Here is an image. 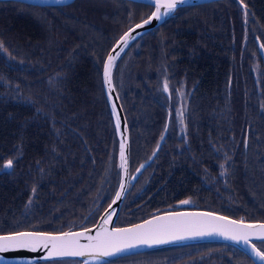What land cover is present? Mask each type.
Listing matches in <instances>:
<instances>
[{
    "label": "trees",
    "instance_id": "obj_1",
    "mask_svg": "<svg viewBox=\"0 0 264 264\" xmlns=\"http://www.w3.org/2000/svg\"><path fill=\"white\" fill-rule=\"evenodd\" d=\"M107 1L114 2V5H107ZM17 9L25 11L26 15L23 14L22 18L32 20L33 16L31 17L29 12L32 11L38 14L40 19H45L58 28L74 16L82 31L73 29L68 30L67 34L61 32L62 35L58 36L60 39L66 37L65 46L55 40V44L45 47L46 37L42 30L33 23L14 16L18 22L16 27L24 34L17 37L21 40L19 42H23L22 48L25 51L31 50L26 39L39 42L44 47L36 49H42L44 55L39 56V52H35L34 57L25 63H21L22 58L9 62L0 49L2 70L10 77L9 86L0 85V93L4 95L0 94V157L5 159L3 162L0 158V234L15 230L38 231L19 228L27 227L30 221L37 219L38 201L43 206L47 205L49 198L43 192V186H62L61 194L64 195L62 206L56 210V206L49 209L44 207L47 210L46 218L34 221L43 223L45 228L49 227V223L58 224L56 213L68 210L66 206L70 202L78 204L73 199L74 195L79 197L80 194L86 193L87 186L95 184L98 178L101 180L95 165L107 172L111 167L117 179V128L115 120L110 116L111 109L103 87V67L111 47L107 36H114L118 29L111 27V21H106L104 14H116L113 20H117L120 18L117 13L119 9L129 10L130 13L132 10H139L142 13L148 6L136 3L135 8L117 0H76L61 6L0 1V16L12 18ZM200 11V27L194 25L197 29L185 30L184 20ZM16 27L12 33L7 32L8 28L0 27L2 43L14 40L9 35L13 34ZM86 30L98 35L94 41L91 39L90 45L83 41L90 40ZM80 41H83V44H80ZM139 42L143 43L138 54L130 55L126 52L116 60L117 65L121 66L127 62V67L123 66L129 69V75L125 81L123 76V88L132 93L131 97L140 103L130 104L126 112L141 108V115L147 118L143 123L131 121V124H128L131 149L134 151L141 145L150 146L147 153L150 151V156L153 155L159 144L158 139L164 131V109L187 105L189 118L186 119V126L177 133L172 131L162 142L159 151L163 150V155L159 166L162 167L165 162L180 165L193 163L192 166H197L202 174L201 179L205 183L200 186L204 187L207 186V180H212L220 173H226L230 186L240 188L237 193L241 197L246 196L243 198L248 206L240 204L246 206L242 208L244 212L240 213L242 217L237 216L235 207L228 203L224 207L220 206L221 208H209L218 209L240 219L264 220V58L261 51L264 45V0H220L184 7L160 27L132 42L129 47L138 49ZM192 47L195 51L188 55ZM66 55L68 59L65 58ZM130 71L135 82H129ZM121 79L122 77L116 76L114 82ZM165 81L168 83L167 92L163 89ZM93 86L95 101L90 102L88 98V105L91 106L87 108L81 99L87 94L81 92L80 87L91 91ZM181 92L184 94L181 95ZM18 94L20 97H17ZM23 94H30L31 102L23 103ZM14 95L20 102L11 100ZM100 101L104 102L106 110L96 105ZM58 102H61V117L59 113L57 116L60 117L59 122H62L63 129L52 127L50 130L49 125L45 124L46 119L49 118L53 125L56 123L54 106ZM74 111L78 114V111L90 113L100 119L102 141L112 134V141L102 155L96 157L95 163L91 160L93 168L84 164L90 162L84 157L90 152V157L93 158L91 145H94L96 138L101 135H92L93 130L89 129L91 124H82L79 125L80 128H75L76 120L72 115ZM38 112L44 113V125L37 124L40 117ZM26 120H32V125L36 126L32 137L27 135L28 132L22 126ZM141 128L146 130L145 134L136 131ZM146 136L149 137L148 141ZM82 144L87 151L81 148ZM46 145L50 147L48 153ZM78 155L83 156L82 167L78 163ZM135 157L141 158L138 153ZM8 160L13 161L11 169L3 168ZM36 161L41 162L42 166ZM155 165V162L149 164V169L142 176L143 180L147 178L150 170L159 172L154 169ZM45 166L49 168L46 169ZM160 173L161 175H155L152 181L156 188L146 186L144 191L147 195L142 197L140 203L153 204L155 192L163 193V186H181L177 192L183 191V194L187 192L186 188L195 186L191 183L193 175L165 176L162 175L163 172ZM218 186L221 193H228L221 181ZM15 187L19 189L18 192H14ZM237 193L232 195L235 197ZM32 196L36 200L35 203ZM51 198L54 202L55 197ZM240 198L235 197V201ZM134 201L131 202V210L123 209L118 218L125 226L142 221L122 216L134 210ZM146 208L148 206L144 207ZM164 208L166 206L162 209ZM91 210L92 207L85 208L86 213ZM63 215L67 218L68 212ZM75 216L77 223L86 218V214ZM190 247H194L195 255L198 251L217 247L223 249L222 252H227L225 256L230 260L229 264H235V258L240 259L239 264H253L247 255L227 243H201ZM169 250L171 249L165 248L160 252Z\"/></svg>",
    "mask_w": 264,
    "mask_h": 264
},
{
    "label": "rangeland",
    "instance_id": "obj_2",
    "mask_svg": "<svg viewBox=\"0 0 264 264\" xmlns=\"http://www.w3.org/2000/svg\"><path fill=\"white\" fill-rule=\"evenodd\" d=\"M117 1L125 2L126 4H128V6L132 5L133 7L136 8V3H134L133 0H117ZM17 2H20L22 4H26V2H24V1L17 0ZM106 3H107V5H108V3L111 6L114 5V2H111V1H107ZM224 3H226V2H224ZM142 4H144L145 6H148V9H146V11H144L142 13L139 10H132V12L130 13L129 10L127 11V10L119 9L117 13L120 14V18L117 20H113L116 17V14H112V15L104 14L106 21H111L110 22L111 27H117V29H118V32L114 36H107V39H108L109 43L111 44V47L114 45L115 42H117V40L120 38V36L125 33V31H127L130 27L134 26L135 24H138L139 22H141L142 19L148 14V12L150 11V5L146 4V3H142ZM182 8H184V7H182ZM124 11H126V12H124ZM29 12L31 13V17L33 16L31 18L32 20L22 18L23 14L26 15L25 11H23L22 9L20 11L17 9V13L14 12L13 17L9 18V19H7V16H5V17L0 16V27H6V28H8L7 32L12 33V31L14 30V27H16V24L18 23L17 18H14V16L21 17L22 20H24L26 22H30V24L33 23L35 25V27H37L39 30L40 29L42 30L44 36L46 37V39L44 41L45 45H46L45 47L55 44V42H54L55 40H59L60 45L65 46L66 44L64 43V39L66 37H63V38L61 37V39H60V37L58 36V34L62 35L61 32H64L67 34L68 30H73V29H78V30L82 31L81 28H79V24L75 21L74 16L72 17V20H69L65 23H62L60 28H58V27H53L51 22H48L45 19H40L38 14H36L32 11H29ZM199 13H201V11L198 12L197 14L195 13L194 15L190 16L189 18H187V20L186 19L184 20V21H186L185 30L193 29V28L197 29V27H200L199 25H200L201 18H200ZM199 18H200V20H199ZM201 23H202V21H201ZM194 25H196L197 27ZM16 30H18L20 34ZM16 30L13 32V34L9 35L14 40L10 43H6V44H5V42L3 43L6 51H4L2 49V52L5 54L7 61L15 62L17 59L22 58V59H20L21 63H25L26 60H29V59L34 57L35 52L36 53L39 52V54L37 53L39 56L44 55L42 49H41V51H38V49H36L38 47L41 48L44 46H42L39 42H32L31 40H28V39H26V42L29 46H31V50L25 51L22 48L23 42H19L21 40L17 39V37H22V35H24L23 31H20V29L17 27H16ZM86 34L89 35L88 37L90 38V40H83V41L87 42L88 45H90L91 39L94 41L98 37V35L94 34L93 31L86 30ZM83 41H80V44H83ZM0 42H2L1 35H0ZM142 43L143 42L138 43L137 47H140L138 49H136L134 47H123V51L120 50L119 55H122L126 52L130 55L131 54H138L141 51ZM80 46H82V45H80ZM85 48H87V46H85ZM90 48H92V46H90ZM194 51H195V49H194V47H192L189 50L188 55L193 54ZM65 58L68 59V56L66 55ZM62 59H64V57ZM9 69L12 70V68H9ZM121 70H122L121 65H118L117 67L113 68L114 77H116V76L122 77L121 80H119L117 82H113V83H114L115 90L117 92L119 101H121V104L123 106V110L126 112L128 106L130 104L139 105L140 103H137L139 100L132 98L133 97L132 93L127 92L123 88V76H125V79H124V81H125L127 76L129 75V69L126 68V69H123L122 71ZM133 77H134V75L132 74V71H130V76H129V82L130 83L135 82V80H133ZM9 80H10V77L3 72L2 65L0 63V85L9 86L10 85L8 83ZM124 86H126V84ZM80 88L82 90L79 89V91L81 90V92H84L85 94H87V96L85 95L84 97L81 98L83 100L82 103L87 108H89L91 105H88V103H89L88 98H90V102L95 101V99H94L95 98L94 97L95 87L93 86L91 91H88L86 88H83V87H80ZM18 90H19V88L16 91H18ZM0 94L2 96H4L2 93H0ZM81 95L82 94H80V96ZM17 97H20V95L18 94ZM17 97L14 95V96H12L11 100L12 101H18ZM185 97L187 99V96H185ZM29 98H30V94L21 95V99L23 100V103L31 102V100ZM18 102H20V101H18ZM135 103H137V104H135ZM96 105L106 110L104 102L100 101ZM36 106H40V105L36 104ZM188 106L190 108L189 103H188ZM60 107H61V102H58V104H56L54 106V114L56 115V123L54 125L49 121V118L46 119L45 124L49 125L50 130H52V127H55L57 130H58V127L63 129L62 122L61 121L59 122V118L61 117V114L59 111ZM185 107H187V105ZM44 111H45V109H44ZM61 111L64 112L65 110H61ZM140 111H141V108H135L134 111H131L130 113L128 112L127 115H125L128 124H131V121L132 122L142 121V123L146 122L147 118L144 117L143 115H141ZM78 112H79V114L76 111H74L72 114L75 116L74 120H76L74 123V125L76 126L75 128H80L79 125H82V124H86V125L91 124L89 126V129L93 130L92 135L97 134L100 136L102 133L101 124L99 122L100 119L96 116L93 117L90 113H83L81 111H78ZM58 113H59L60 117L57 116ZM109 113H110L111 117L114 115V113L111 112L110 110H109ZM43 114H44L43 112L37 113V115L40 116L38 118L39 122L37 124H43L44 125V122H42V119L44 118V117H42ZM45 117H48V116H45ZM132 118H133V120H132ZM188 118H189V115H188ZM32 124H34L32 120H26V123H24V125L22 124V126L25 127L26 132H28L27 135H29L30 137L33 136L34 128L36 127L35 125H32ZM173 127L175 130L182 131V127L180 125L173 126ZM136 131L139 132V134H145L146 133V130H144L143 128L137 129ZM114 135H115V133H114ZM49 137H51V136H49ZM106 137H104L106 139H104L102 141L103 138L101 135L100 137L96 138L95 144L91 145L93 147L91 150L93 152V155L91 153L93 158L90 157V152H87V154L84 158L87 159L88 161H90L91 164H90V162L84 163L86 166H90L91 168H93V163L91 160H94L93 162L95 163L96 157L97 156L100 157L102 155V152L104 151V149L110 145V143L112 141V134L108 135ZM115 137L116 138L120 137L118 129L116 131ZM146 138L148 141L149 137L146 136ZM78 139L81 140V138H78ZM41 141H43V140H41ZM45 147H46V152L48 153L50 150V147L48 145H46ZM148 147H150V146L141 145V146H139V148L137 150L133 151L131 149L132 150L131 151V158L133 155H135L137 153L141 156V159L149 158L150 157V151H148V153H147ZM81 148L84 151H87L85 148H83V144L81 145ZM156 153H157V156L158 155L162 156L163 150L157 151ZM0 158L2 159V157H0ZM141 159H139V161H141ZM77 160H78V163L80 164V166L82 167L83 166V156L78 155ZM2 161L5 162V159H2ZM118 162L120 163L121 159ZM36 163L38 165L42 166L41 162L36 161ZM45 164H46V162H45ZM137 164L138 163H136V164L131 163L132 172H134V169L136 168L135 166ZM139 166H140V163H139L138 167ZM45 167H46V169L49 168L48 166H45ZM95 167L98 168L99 177L100 178L102 177L101 180L98 178V180L95 184H93L92 186H87L86 193L80 194L79 197H74L75 195L73 196V199H75L74 201L77 202L78 204H74V203L70 202L66 206L68 210H62V211H59L56 213L57 214L56 217L59 218V221L57 220V223H58L57 225H52L51 223H49L48 224L49 227L44 228L43 223L34 222L37 220L39 221L38 218H46L47 210L44 207L49 209L51 206H56V208H55V210H56L60 205L62 206V204H63V198L62 197H64V195L61 194V193H63L62 186L52 187V188H51V186H43V192L49 198L47 205L43 206L38 201V203L36 205L37 212H38L36 214L37 219L30 221V224L27 227H21L19 229H22V230L23 229H29V230L35 229V230H38L39 232L59 233L60 231L64 232L72 224H76L77 222H76V216L75 215L79 214L80 212H84L85 208L89 207L90 204L97 205L95 207V210L99 209L100 211L103 210V212H104L108 208V206H109L108 203L110 202V200L112 199V197L114 195L117 179L115 177V172L112 171L111 167L109 168L108 172L104 171L103 168L101 169V168L97 167L96 165H95ZM118 167H119V164H118ZM41 173L42 172H39V174H41ZM219 181H221L223 183L225 188L228 190V193L225 192V193L217 194L216 189L212 188L213 186L216 188V186H218ZM206 184H207V186L205 185L206 189H208V187H211L209 189V191H210L209 192V196H210L209 201H212V196L218 197L217 206L219 208H221L220 206H222V207L226 206L228 203V204L233 205L235 207V209L237 210V216H240V213L244 212V211L242 212V208L246 207L245 205H240V204H246L248 206V203L246 202L245 198H243L246 196L241 197L240 194L237 193L240 188H235L234 186H230V181H229V178H227L226 173H224V174L220 173V175H216V177L212 178V180H207ZM78 186H80V185H78ZM19 187L21 188V186H19ZM142 187L143 186H139V189ZM180 187L181 186H166L163 191L165 192V194L171 193V195H173L174 193H176L179 190ZM245 187L247 188L248 186H245ZM219 189H221L220 186H219ZM248 189H249V187H248ZM13 190H14V192H18L19 189L15 187V189H13ZM262 192H264V186L262 187ZM233 193H237V195L235 197H237V198L241 197L239 201L238 200L235 201V197L232 195ZM51 196L55 197L54 202L52 201ZM142 197H143V194H140L139 198H142ZM162 198H167V196L162 197ZM191 198H192V194L189 190H187L186 195L184 196L183 199H186L189 201ZM262 198H264V193L262 194ZM32 200H33V203H35L36 200L34 199V197L32 198ZM230 200H233V202H229ZM140 201L141 200L139 199L138 202H140ZM181 201H182V199L177 200L175 204H180ZM241 201H243V203ZM57 202H58V204L56 205ZM163 203H165V202H163ZM165 204L172 205L171 203H165ZM95 205H93V206H95ZM40 206H42V208ZM209 206H213L211 202L209 203ZM239 206H242V207H239ZM184 207H188V206H184ZM55 210H54V212H55ZM67 212H68V215H67V218H65V216L63 214H65ZM231 212H233V211L231 210ZM223 213H225V212H223ZM225 214H227V213H225ZM24 215H25V213H24ZM240 217H242V216H240ZM25 221H29V220L25 219ZM86 223H88V221H86ZM17 226H19V225H17ZM51 230H57V231H51ZM18 231H21V230H18ZM12 232H14V231H12ZM222 250L223 249H218L217 247H209L204 251H198V254L195 255L194 247L188 246L187 248L176 249L173 251L172 250L161 251V252L158 250L157 251H150L149 255L144 254L145 256L140 257L139 259L132 258V259L114 261V262H111L109 264H229L230 260L225 256L227 254V252L226 251L222 252ZM146 257H147V260L145 261ZM135 260L139 263L135 262ZM239 262H240V259L235 258V264H239Z\"/></svg>",
    "mask_w": 264,
    "mask_h": 264
},
{
    "label": "snow or ice",
    "instance_id": "obj_3",
    "mask_svg": "<svg viewBox=\"0 0 264 264\" xmlns=\"http://www.w3.org/2000/svg\"><path fill=\"white\" fill-rule=\"evenodd\" d=\"M57 2L63 4L66 0H57ZM151 3L154 6L151 16L143 19L140 24H135L129 32L125 33L112 49V52H116L117 48L123 51V47H127L130 38L134 39L132 32L136 28L151 23L152 19L161 20L173 12L178 4L186 3V0H151ZM0 49L6 51L2 42H0ZM118 55L119 53L115 56L109 54L104 66L103 78L109 88L112 87V69ZM163 89L166 92L168 91L167 81L164 82ZM112 108L115 113V104ZM177 115L180 122L183 123V111L178 112ZM115 125L119 130L120 117L118 113L116 114ZM158 148L159 145H157V150ZM120 159L121 167L126 169L125 143L123 141L120 143ZM12 166L13 161L8 160L3 168L11 169ZM121 189L123 190V186H121ZM33 193H35V189H33ZM120 197L121 193L118 192L115 200H120ZM181 203L188 204L190 201L184 200ZM114 215L115 210L109 206V210L101 217L102 223L97 226L95 235L87 234L91 231L89 229L81 232H63L58 235L39 231H14L10 234H3L0 235V253L21 249L37 251L43 248L47 251V257L49 258L88 256L96 259L114 256L117 253H123L141 245L152 246L188 237L218 235L237 243L242 242L250 250L252 256L264 262V251H261L260 247L252 243L253 238L264 241V223H246L242 219L239 221L231 220L228 217L217 216L211 212L189 215L175 213L169 217L159 216L147 220L145 223L134 227L112 228L110 230L108 225L111 224ZM81 239L87 240L88 243L81 244ZM261 247H264V245H261ZM2 259L0 257V260ZM81 264H90V261L86 260Z\"/></svg>",
    "mask_w": 264,
    "mask_h": 264
},
{
    "label": "water",
    "instance_id": "obj_4",
    "mask_svg": "<svg viewBox=\"0 0 264 264\" xmlns=\"http://www.w3.org/2000/svg\"><path fill=\"white\" fill-rule=\"evenodd\" d=\"M19 1H24V2L31 3V4H36V5H64V4H68V3L72 2V1L74 2L75 0H66V2L63 3V4L58 3L57 0H19ZM138 1H141V0H138ZM144 1H147V2H149L148 4L152 5L151 0H144ZM207 1H211V0H186V3L178 4L176 9L179 8V7H184V6L193 5V4H197V3H204V2H207ZM152 7H153V11H154V6L152 5ZM162 11H164V9H162ZM164 18L165 17H163L161 20L152 19L151 23L146 24V25H144L141 28H136L135 31L132 32V37H135V36H137V35H139L141 33H144V32H146V31H148V30H150V29H152L154 27H157L158 25H160L163 22ZM129 31H127V32H129ZM118 41H117V43H118ZM129 41H131V40H129ZM115 45H114V47H115ZM119 51H120V49L117 48L116 52H112V50H111L109 54H112V55L115 56V55H117V53H119ZM105 88H106L107 97H108V100H109V103H110L112 111H113L112 106H113V104H115V113L113 112L114 115H115V118H116V114L117 113L119 114V117H120V128H119V131H120V134L122 136L124 132L128 131V123H127V119H126L124 110H123L122 105H121V103L119 101L118 95L116 93V90H115V87H114V84H113V76H112V87L109 88V86L105 83ZM125 157H126V169L122 168V181H121V186H123V190L121 189V186L119 187V190H118V192L121 193V197H120V200L117 201V200H115V197H116L115 196L114 200H113V201H115V203L112 202V204L110 205L111 209L115 210V215L112 217L111 224L108 225L110 230L112 228H115L113 225L115 223L116 216H117V214L119 212L120 205L123 202L124 194L126 192L127 184H128V181H129V157H130V150L129 149L125 150ZM142 165L144 166V164H142ZM141 168H143V167L140 166L139 169H141ZM138 172H139V170L136 171V173L134 174V177L139 174ZM108 210H109V208H108ZM108 210H106V211H108ZM105 212H104V214H105ZM203 212H211L214 215L225 216V217H228L231 220H238V221L241 220V219H238L236 217H233V216H230V215H226V214H223V213H219V212H216V211L184 209V210H173V211L159 212V213H156V214H153V215L149 216L148 219H144L143 221H141L139 223H136L135 225L143 224L147 220L155 219L156 217H159V216L169 217V216H172L175 213H181V214L189 215V214L203 213ZM104 214L102 215V217L104 216ZM243 221H245L246 223H264V221H256V220L255 221L243 220ZM101 223H102V220L100 218L96 222V224H94V226L89 227V228H85V229L91 230L87 234L95 235L96 234V230H97V226L100 225ZM135 225H133V226H125V227H117V228H129V227H134ZM85 229H79V230H75V231H66V232H81V231H84ZM49 234L58 235V234H62V233H49ZM204 242L230 244V245H232L234 247H237L240 250L244 251L246 254H248L252 258V260H254L256 262V264H264V262L260 261L256 257L252 256L251 253H250V250L248 248H246L243 245L242 242L241 243H237V242H234L232 240L225 239L224 237H221V236H218V235L203 236V237H199V236L198 237H188V238H185V239H182V240H174V241H171L169 243L156 244V245H152V246L141 245V246H139L137 248L128 250L126 252L117 253L114 256L99 257V258H96V259H93L92 257H88V256H84V257H72V256H69V257H51V258H49V257H47V251L45 249H43V248H41V249H39L37 251H30V250H26V249H21V250H14V251H8V252L0 253V257L3 258L2 260H0V264H37L36 261H41V260L52 261V260H58V259L73 260L74 262L77 261L75 264H81V262L86 261V260L90 261V264H98V263H103L105 261H108V260L114 259L116 257L122 256L124 254H128V253L146 252V251H152V250H155V249H160V248H165V247H170V246L186 245V244H194V243H204ZM257 242H260V240H258L256 238H253L252 243L257 245ZM80 243L81 244H86V243H88V241L84 240V239H81ZM260 250L263 251L261 248H260Z\"/></svg>",
    "mask_w": 264,
    "mask_h": 264
},
{
    "label": "flooded vegetation",
    "instance_id": "obj_5",
    "mask_svg": "<svg viewBox=\"0 0 264 264\" xmlns=\"http://www.w3.org/2000/svg\"><path fill=\"white\" fill-rule=\"evenodd\" d=\"M164 110L166 112V114H165L166 119H165V123H164V127H163L164 131L167 129V125H168V128H169V127L176 126V125H178L180 123V119H179V117L177 115L178 112L183 111V121L186 120L188 118V115H189L188 108H186L184 106H178V105L176 106L175 105L174 108L168 107V108H166ZM164 131H162V133ZM158 140H156V143H157ZM161 158H162L161 155L160 156L156 155V157L153 160V162L150 163V164H153L155 162L156 165H155L154 169L156 171H159V172L156 173L154 170H150V172L147 175V178H145V180H143L142 176H144L146 171L149 169V166H148L143 171V173L140 175L141 178L138 181L140 183V185L142 184L144 186H152L153 188H156V186H154L152 184V181L154 180L155 175H157V176L161 175L160 172H163L162 175H165V176L175 175V174H177V175L178 174L193 175L191 183L194 184L195 186H190L189 188H186L187 190L192 192L191 193L192 194V198L190 199V204H192L193 208L194 209H201V210L210 209L208 207L210 202L212 203L213 206H217L218 197H213L212 196V201H209L210 200L209 199L210 198L209 189L211 187H208V189H206L204 186H200V185H203L205 182L202 181V179H201V175L202 174L198 170L197 166H192L193 163H190L189 165H180V164H172V163L165 162V163H163V166L160 167L159 166V161L161 160ZM149 182H151V183H149ZM165 187L166 186H163L162 189L164 190ZM212 188L216 189L217 194L221 193V191L219 189V186H217L216 188L215 187H212ZM181 194H183V191L176 192L173 195H171V193L165 194V192H163V193L155 192V196L152 198L153 201H154L153 202L154 205L153 204L144 205V202L138 203V204H136L134 206V210H132L129 213H125L122 216H123V218H129V219L136 220V221L147 219L148 218V213L159 211L164 206L170 205V204H165V203H171L172 206H174L177 200H180V199L184 200L183 198L186 195V193L183 194V195H181ZM165 196H167V198H162V197H165ZM174 197L177 198V199H174ZM163 202H165V203H163ZM147 206H148V208L144 209V207H147ZM132 215L136 216V218H134ZM136 257H137V255H133V256L129 257L128 259H132V258H136ZM122 259H126V258H122ZM146 260H147V257L145 258V261Z\"/></svg>",
    "mask_w": 264,
    "mask_h": 264
},
{
    "label": "bare ground",
    "instance_id": "obj_6",
    "mask_svg": "<svg viewBox=\"0 0 264 264\" xmlns=\"http://www.w3.org/2000/svg\"><path fill=\"white\" fill-rule=\"evenodd\" d=\"M0 1H16V0H0ZM134 2L136 3V2H138V3H146V4H148L149 2H147V1H144V0H141V1H138V0H134ZM200 4H203V3H197V4H193V5H188V6H186V7H191V6H196V5H200ZM205 4V3H204ZM151 14H152V12H151ZM151 14H150V16H151ZM148 18V17H147ZM146 18V19H147ZM166 21V20H165ZM165 21H163L160 25H158L157 27H154L150 32H152V31H154L155 29H157L158 27H160ZM141 22H139L138 24H140ZM133 27V26H132ZM131 27V28H132ZM131 28H129L127 31H129ZM126 31V32H127ZM125 32V33H126ZM149 32V33H150ZM124 33V34H125ZM123 34V35H124ZM123 35H121L120 36V38L123 36ZM119 38V39H120ZM139 38V36L137 35V36H135L134 37V39L133 38H131L130 40H131V42H134V41H136L137 39ZM106 59H107V57H106ZM106 59H105V62H104V66H105V63H106ZM103 70H104V67H103ZM103 80H104V78H103ZM113 82H114V78H113ZM112 120L114 121V117L112 116ZM169 120V119H168ZM167 128H168V125H167ZM116 140H117V168H118V164H119V160H120V143L123 141L124 143H125V150L126 149H129V150H131V146H130V131H129V126H128V131H126V132H124L123 133V135L122 136H120L119 138H116ZM149 166V164L148 165H146V166H144L143 168H141V169H137L136 171H138L139 170V175H141L142 173H143V171L147 168ZM195 210H201V209H195ZM148 219V218H147ZM143 221V220H142ZM139 223V222H138ZM136 223H134V224H132V225H128V226H133V225H135ZM133 255H137V253H128V254H124V255H122V256H119V257H116V258H114L112 261H114V260H117V259H122V258H125V257H130V256H133Z\"/></svg>",
    "mask_w": 264,
    "mask_h": 264
}]
</instances>
